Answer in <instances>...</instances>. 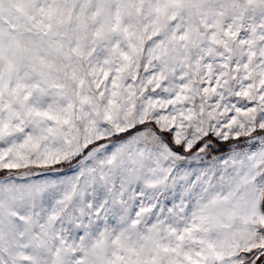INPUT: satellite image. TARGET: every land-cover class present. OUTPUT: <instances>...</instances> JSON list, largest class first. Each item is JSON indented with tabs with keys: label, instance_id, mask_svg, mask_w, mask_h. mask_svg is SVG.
Masks as SVG:
<instances>
[{
	"label": "snow or ice",
	"instance_id": "6c2138e0",
	"mask_svg": "<svg viewBox=\"0 0 264 264\" xmlns=\"http://www.w3.org/2000/svg\"><path fill=\"white\" fill-rule=\"evenodd\" d=\"M0 264H264V0H0Z\"/></svg>",
	"mask_w": 264,
	"mask_h": 264
}]
</instances>
